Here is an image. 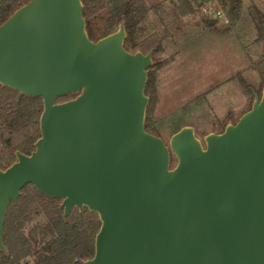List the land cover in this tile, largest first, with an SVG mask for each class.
Masks as SVG:
<instances>
[{
	"label": "water",
	"instance_id": "obj_1",
	"mask_svg": "<svg viewBox=\"0 0 264 264\" xmlns=\"http://www.w3.org/2000/svg\"><path fill=\"white\" fill-rule=\"evenodd\" d=\"M82 8L28 0L0 23V84L43 104L34 149L0 169V251L8 206L32 184L63 218L98 214L84 264H264V83L204 144L186 125L167 145L144 126L153 48L127 50L124 20L91 39Z\"/></svg>",
	"mask_w": 264,
	"mask_h": 264
},
{
	"label": "rangeland",
	"instance_id": "obj_2",
	"mask_svg": "<svg viewBox=\"0 0 264 264\" xmlns=\"http://www.w3.org/2000/svg\"><path fill=\"white\" fill-rule=\"evenodd\" d=\"M137 5L146 14L137 23L136 40L154 33L162 38L151 56V133L168 145L175 131L189 125L204 144L208 133L222 132L227 124L236 122L250 109L254 93L261 94L264 0H242L237 13L230 12L229 3L222 0H137ZM109 16L104 9L91 18L96 37L108 27ZM73 97L67 94L56 101ZM176 162L170 153V166ZM27 193L25 200L29 199ZM36 220L26 225L25 232ZM19 264L33 261L26 257Z\"/></svg>",
	"mask_w": 264,
	"mask_h": 264
},
{
	"label": "trees",
	"instance_id": "obj_3",
	"mask_svg": "<svg viewBox=\"0 0 264 264\" xmlns=\"http://www.w3.org/2000/svg\"><path fill=\"white\" fill-rule=\"evenodd\" d=\"M28 0H0V23L15 9ZM242 0H222L229 3L230 12L237 13ZM82 15L85 18L88 36L97 40L109 34L113 24L125 21L126 37L124 47L129 51L143 52L159 48L162 38L154 33L143 40H136L137 23L146 12L137 5V0H82ZM143 7V3H142ZM104 9L109 16L108 27L100 37L91 18ZM234 13V14H235ZM262 16V15H260ZM263 35V34H262ZM154 76L147 68L144 92L149 96L144 126L151 132V104L154 99ZM43 108L42 99L23 94L0 84V169H5L15 160V151L29 154L40 136L39 118ZM28 191L29 199H24ZM35 224L25 232L26 225ZM100 227L99 216L86 207H74L63 218V206L58 198H50L39 192L32 184L21 189L16 202H11L5 214L3 243L7 251H0V264H19L23 258H30L33 264H84L94 255L95 235Z\"/></svg>",
	"mask_w": 264,
	"mask_h": 264
}]
</instances>
